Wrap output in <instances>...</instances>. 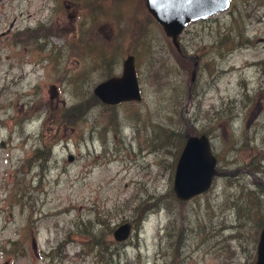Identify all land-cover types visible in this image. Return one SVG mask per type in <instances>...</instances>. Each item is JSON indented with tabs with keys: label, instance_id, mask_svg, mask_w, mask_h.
<instances>
[{
	"label": "rangeland",
	"instance_id": "rangeland-1",
	"mask_svg": "<svg viewBox=\"0 0 264 264\" xmlns=\"http://www.w3.org/2000/svg\"><path fill=\"white\" fill-rule=\"evenodd\" d=\"M177 40L145 0H0V264H255L264 0H230ZM127 54L142 98L103 103L92 89ZM188 130L219 174L180 201Z\"/></svg>",
	"mask_w": 264,
	"mask_h": 264
},
{
	"label": "water",
	"instance_id": "water-1",
	"mask_svg": "<svg viewBox=\"0 0 264 264\" xmlns=\"http://www.w3.org/2000/svg\"><path fill=\"white\" fill-rule=\"evenodd\" d=\"M229 4L230 0H145L147 11L161 25L166 36L171 38L177 48V37L189 22L224 11ZM134 60L132 54H127L122 61L121 74L99 81L92 89L94 95L103 103L111 105L140 101L141 91ZM216 164L217 160L211 151L208 136L186 132L173 177L176 198L185 201L207 191L213 177L219 174ZM131 226L129 222L117 226L113 232L114 239L122 241L128 238ZM255 264H264V226L260 234Z\"/></svg>",
	"mask_w": 264,
	"mask_h": 264
},
{
	"label": "trees",
	"instance_id": "trees-1",
	"mask_svg": "<svg viewBox=\"0 0 264 264\" xmlns=\"http://www.w3.org/2000/svg\"><path fill=\"white\" fill-rule=\"evenodd\" d=\"M48 33H50V32L48 31ZM30 38H31L30 35H28L27 33H24V35H23V37H22L21 40H24V39H30ZM73 110H74V108L72 107V108H70V109H67L66 112H72ZM66 112H65L64 114H66ZM188 132L190 133L189 130H188ZM183 136H184V141H185V135L183 134ZM261 224H262V226H264V219L262 220ZM262 228H263V227H262Z\"/></svg>",
	"mask_w": 264,
	"mask_h": 264
},
{
	"label": "bare ground",
	"instance_id": "bare-ground-1",
	"mask_svg": "<svg viewBox=\"0 0 264 264\" xmlns=\"http://www.w3.org/2000/svg\"><path fill=\"white\" fill-rule=\"evenodd\" d=\"M204 19V18H203ZM199 20V19H198ZM109 105H111V104H109ZM218 171V170H217ZM219 172V171H218ZM216 176V175H215ZM127 239V238H126ZM120 242V241H119Z\"/></svg>",
	"mask_w": 264,
	"mask_h": 264
},
{
	"label": "flooded vegetation",
	"instance_id": "flooded-vegetation-1",
	"mask_svg": "<svg viewBox=\"0 0 264 264\" xmlns=\"http://www.w3.org/2000/svg\"><path fill=\"white\" fill-rule=\"evenodd\" d=\"M192 80V79H191ZM54 87V86H53ZM52 90H55V87L54 88H52Z\"/></svg>",
	"mask_w": 264,
	"mask_h": 264
}]
</instances>
